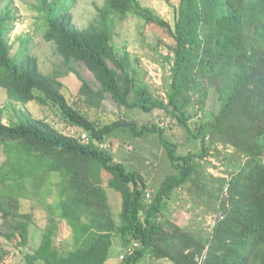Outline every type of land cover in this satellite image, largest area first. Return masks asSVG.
Masks as SVG:
<instances>
[{
  "label": "trees",
  "instance_id": "16d2710c",
  "mask_svg": "<svg viewBox=\"0 0 264 264\" xmlns=\"http://www.w3.org/2000/svg\"><path fill=\"white\" fill-rule=\"evenodd\" d=\"M3 1L0 87L17 102L52 105L81 131L65 134L19 110L18 119L6 123L0 109V145L7 156L0 166V236L14 247L28 244L33 215L20 211V197L27 180L34 187L43 180L48 182V223L38 246L24 255L28 264H106L114 236L126 251L118 264H137L145 255L172 264H264V0H168L172 22L140 0H105L84 28L72 21L74 0H36L34 7L45 20L44 39L54 44L66 65L82 62L94 75L97 88L77 73L79 98L86 106L100 108L109 94L120 107L163 110L175 120L173 127L184 131V143L167 137L157 123L138 125L119 118L103 124L74 108L61 81L39 69L29 38L8 41L16 19ZM129 15L143 21L167 49L164 58L171 66L164 97L149 88L137 69L138 59L116 47L115 22ZM211 87L218 93V111L191 120L179 95L192 94L204 113ZM82 132L87 141L80 138ZM151 134L163 148L166 170L158 181L148 182L139 170L115 161L105 144L112 147L115 139L133 141ZM180 146L191 148L181 154ZM219 146L229 152L223 160L226 176L221 177L201 164L210 150L219 152ZM107 186L121 196L117 215ZM182 188L191 193L195 188L197 203H206L201 194L211 197L216 188L213 212L219 215L206 235L163 218L172 195ZM58 217L71 229L73 248L67 254L54 241ZM4 255L0 245V260Z\"/></svg>",
  "mask_w": 264,
  "mask_h": 264
},
{
  "label": "rangeland",
  "instance_id": "374dc122",
  "mask_svg": "<svg viewBox=\"0 0 264 264\" xmlns=\"http://www.w3.org/2000/svg\"><path fill=\"white\" fill-rule=\"evenodd\" d=\"M142 4L152 8L161 18L172 22L174 10L168 4V0H140ZM173 4L177 0H170ZM36 0H4L3 4H8L15 15L11 31L8 33V41L13 42L20 36L29 38V49L38 58L39 69L49 75L57 77L61 81V90L68 102L76 109L84 113L91 120H96L103 124L113 122L119 118L134 120L138 125L142 123H157L166 129V135L172 140L184 143V131L181 128L173 127L175 120L166 115L163 110L155 109L145 112L139 108H126L118 106L109 94H106L100 108H90L80 100L78 89L80 87L79 73L88 83L97 88V82L92 72L82 63L72 61L69 65L55 51L54 44L46 41L43 37L44 19L42 13L35 9ZM105 0H74L71 6L72 21L79 28L86 27L97 17V7L103 6ZM2 4V5H3ZM116 47L125 48L132 59H138L137 69L144 75V80L153 91L154 95L164 97L166 83L169 81L170 62L166 61L167 49L159 44L158 35L149 27L143 25L135 16L129 15L115 22L113 32ZM164 42L169 43L170 39L165 37ZM75 69L76 72L70 70ZM208 79V78H207ZM179 102L186 108L191 115V120H195L203 115L205 118L212 117L220 107L218 93L211 87L209 89L205 111H199L194 103L192 94L185 92L179 95ZM0 109L3 110V121L6 123L16 121L21 115H30L43 118L53 124L58 130L65 134L78 135L80 128L69 125L50 104L30 101L27 103L17 102V98L10 92L0 87ZM112 154L115 161H122L128 169L139 170L148 182L158 181L165 168L163 159V148L158 144L156 134L149 135L146 139H115L112 147L105 144ZM191 146H180L178 153H186ZM219 152L212 149L205 159L201 160L208 173L214 176H226L223 172L225 166L223 160L226 153L218 147ZM6 154L0 145V166L6 161ZM53 181H57L53 179ZM41 185L34 187L32 182L27 180L25 194L20 197V211L32 213L33 222L30 225V240L26 246L14 247L9 241L0 236V245L6 255L0 260L4 264H28L24 255L33 252L38 246L42 232L48 223V209L45 203V190L48 182L42 180ZM38 185V183L36 184ZM214 187V185L212 184ZM54 187V185H52ZM55 188V187H54ZM109 204L113 213L117 215L121 209V196L110 187H105ZM194 193V195L192 194ZM192 193L186 189H178L169 200L168 207L164 212L163 218L170 217L193 233L206 235L211 231L218 212H213V206H217L216 188L212 190L211 197L208 194H201L206 203H197L193 197L197 196L198 191L194 188ZM224 193L225 190H224ZM52 197V196H51ZM59 230L54 238L63 253L67 254L72 248L71 229L69 224L56 218ZM2 218L0 215V229ZM123 249L120 246L119 237H113V245L110 248L106 264H118L119 255ZM114 255V260H111ZM110 259V261H109ZM109 261V262H108ZM137 264H172L168 259H157L149 255L143 256Z\"/></svg>",
  "mask_w": 264,
  "mask_h": 264
},
{
  "label": "built area",
  "instance_id": "2783aa9c",
  "mask_svg": "<svg viewBox=\"0 0 264 264\" xmlns=\"http://www.w3.org/2000/svg\"><path fill=\"white\" fill-rule=\"evenodd\" d=\"M80 138H81L83 141H87V140H88L87 135H86V133H84V132L81 133ZM263 161H264V156H263ZM129 251H130V249H129ZM125 252H126V251H124V252L122 251V253L119 255V258H120V259L123 258Z\"/></svg>",
  "mask_w": 264,
  "mask_h": 264
},
{
  "label": "crops",
  "instance_id": "0c3cea01",
  "mask_svg": "<svg viewBox=\"0 0 264 264\" xmlns=\"http://www.w3.org/2000/svg\"><path fill=\"white\" fill-rule=\"evenodd\" d=\"M114 258H115L114 255H111L110 259H111V260H114ZM110 259H109V261H110ZM107 260H108V259H107ZM109 261H108V262H109Z\"/></svg>",
  "mask_w": 264,
  "mask_h": 264
}]
</instances>
